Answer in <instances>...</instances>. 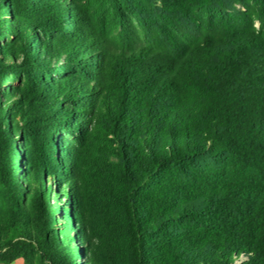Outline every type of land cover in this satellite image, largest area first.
Listing matches in <instances>:
<instances>
[{
	"label": "trees",
	"instance_id": "obj_1",
	"mask_svg": "<svg viewBox=\"0 0 264 264\" xmlns=\"http://www.w3.org/2000/svg\"><path fill=\"white\" fill-rule=\"evenodd\" d=\"M9 37L0 264H264V0H0Z\"/></svg>",
	"mask_w": 264,
	"mask_h": 264
},
{
	"label": "rangeland",
	"instance_id": "obj_2",
	"mask_svg": "<svg viewBox=\"0 0 264 264\" xmlns=\"http://www.w3.org/2000/svg\"><path fill=\"white\" fill-rule=\"evenodd\" d=\"M3 5L6 6L5 2H4ZM9 40H10V37L8 39H5L4 38V40L0 41L1 47L4 45V42L9 41ZM0 58L5 59L6 61H9V57L6 56V54L4 53V50H2V49H0ZM57 76H58V74L55 75V77H57ZM48 84L50 85V82H48ZM18 85H19V82L16 79H14V78H8V79H6V84H3L1 86L2 88H0V100L7 99L10 96L8 94V92L6 91L7 89H9L12 92H15L16 88L18 87ZM6 115H7L8 118H10L9 114H6ZM20 137L21 138H19V140H17L15 142V146H17V148H19L21 146L23 147V145H24L23 140H22L23 136H20ZM53 139H54V141L56 143H60V142L63 143V142H66V141L70 140V136H69V134H67V133L59 130L55 135H53ZM57 155L59 156V154H57ZM53 187L54 186H52V188ZM56 227L58 229H61L59 225H56ZM78 260L80 261V263H78V264H85L84 257H79ZM12 264H24V263H23V260L22 259H17Z\"/></svg>",
	"mask_w": 264,
	"mask_h": 264
}]
</instances>
